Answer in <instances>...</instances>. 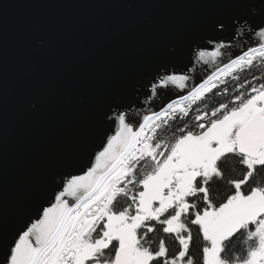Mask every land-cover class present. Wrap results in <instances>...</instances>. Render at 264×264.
Returning a JSON list of instances; mask_svg holds the SVG:
<instances>
[{
    "label": "snow or ice",
    "instance_id": "1",
    "mask_svg": "<svg viewBox=\"0 0 264 264\" xmlns=\"http://www.w3.org/2000/svg\"><path fill=\"white\" fill-rule=\"evenodd\" d=\"M190 2L246 8L249 15L232 23L251 43L235 57L221 52L223 43L197 49L196 59L215 67L195 85L187 74L157 72L141 93L145 105L169 86L187 89L158 111L116 104L79 172L62 176L17 231L0 228V264H264V185L249 184L264 169V0ZM200 23L209 31L226 28L211 11ZM249 70L252 80L241 79ZM228 78L237 82L231 92ZM214 89L229 99L202 109ZM230 159L243 166L241 178L228 179V194L216 203L212 185L225 180L222 165ZM193 231L202 240L199 261L190 251ZM149 233L160 237L155 248ZM242 237L246 255L226 258ZM166 238L178 243L171 254Z\"/></svg>",
    "mask_w": 264,
    "mask_h": 264
},
{
    "label": "water",
    "instance_id": "2",
    "mask_svg": "<svg viewBox=\"0 0 264 264\" xmlns=\"http://www.w3.org/2000/svg\"><path fill=\"white\" fill-rule=\"evenodd\" d=\"M207 11L226 28H204ZM247 15L190 0H0V228L17 231L62 176L79 172L116 104L158 111L186 94L169 86L145 105L141 93L157 72L187 74L195 85L215 67L197 49L223 43L221 52L240 54L251 40L232 18Z\"/></svg>",
    "mask_w": 264,
    "mask_h": 264
},
{
    "label": "trees",
    "instance_id": "3",
    "mask_svg": "<svg viewBox=\"0 0 264 264\" xmlns=\"http://www.w3.org/2000/svg\"><path fill=\"white\" fill-rule=\"evenodd\" d=\"M241 79H247L252 80V70H249L247 74H240ZM256 75H260V72L257 71ZM237 83L236 81H232L231 78H228V87L231 92V87ZM254 83H258L254 81ZM224 85H221V88H223ZM243 91V89H241ZM216 92H219V89H214L213 93H209L205 99V101L201 102L199 105L202 109L210 110L212 107L216 106L218 102H226L227 99H229L228 96H220L215 95ZM197 106L194 105L193 109H195ZM193 114L190 113L189 117L185 119L191 118ZM175 124L176 122H172ZM243 169L242 165H239L235 162L234 159L227 160L222 165V170L225 174V180L223 182H219L212 185V196L213 200L216 203H219L224 200L226 195L228 194V190L231 187L227 184L228 179H239L241 178V171ZM253 181H255L256 184L264 185V169H258L257 173L254 175L253 179L249 181V184H253ZM247 185L244 186L245 190H247ZM123 204V200L121 201ZM239 235V234H238ZM193 247L190 249L191 253L196 257L197 261H199V249L200 245L202 243V240L197 238L195 231H193ZM149 240L152 242V247L155 248L159 242V236L156 233H149L148 234ZM246 237H242L240 240H236L234 244L230 245L229 250L225 253L226 258L232 257L235 258L236 256H243L246 255V248L247 245L244 244V239ZM235 239V238H234ZM166 245L169 249L170 254L175 252L178 248V243L174 241L171 238L165 239Z\"/></svg>",
    "mask_w": 264,
    "mask_h": 264
}]
</instances>
